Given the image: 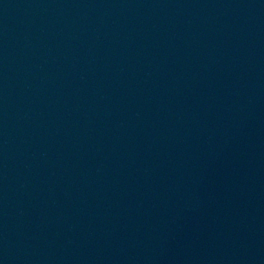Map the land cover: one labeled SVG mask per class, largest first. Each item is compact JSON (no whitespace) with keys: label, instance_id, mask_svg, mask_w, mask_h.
<instances>
[{"label":"water","instance_id":"95a60500","mask_svg":"<svg viewBox=\"0 0 264 264\" xmlns=\"http://www.w3.org/2000/svg\"><path fill=\"white\" fill-rule=\"evenodd\" d=\"M102 264H264V0H19Z\"/></svg>","mask_w":264,"mask_h":264}]
</instances>
